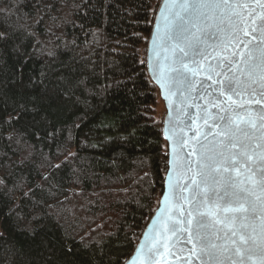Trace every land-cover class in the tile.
<instances>
[{
	"label": "trees",
	"instance_id": "obj_1",
	"mask_svg": "<svg viewBox=\"0 0 264 264\" xmlns=\"http://www.w3.org/2000/svg\"><path fill=\"white\" fill-rule=\"evenodd\" d=\"M160 1L0 0V264H124L134 252L167 172L146 69ZM21 55L71 103L22 88Z\"/></svg>",
	"mask_w": 264,
	"mask_h": 264
},
{
	"label": "snow or ice",
	"instance_id": "obj_2",
	"mask_svg": "<svg viewBox=\"0 0 264 264\" xmlns=\"http://www.w3.org/2000/svg\"><path fill=\"white\" fill-rule=\"evenodd\" d=\"M252 3L262 10L255 17L254 9L247 14L238 11L249 7L247 0H172L171 7L162 9V22L153 39V51L169 53L163 57L166 63H158L154 67L160 87L168 95L198 91V85L203 87V82L197 81L196 77L204 70L202 62H207V79L219 85L213 89L218 93L215 100H221L224 104L232 101L233 96L240 97L247 93L249 96L258 95L260 99L254 102L262 104L264 0H252ZM257 19L261 21L259 24L256 23ZM210 20L219 21L215 25L216 32L211 34L213 42L208 45L212 52L200 47L202 41L197 36V33L206 30ZM249 36L251 38L246 39ZM8 39L7 32L0 31V40L7 43ZM241 45V51L234 50ZM215 53L222 55L216 67L226 65L233 76L215 73L225 78L213 79L214 69L208 57ZM26 68L27 62L21 55L19 69L22 88L31 87L42 92L49 107L71 103L68 89H64L63 93L57 92L45 80L28 75ZM236 70L240 71L243 79L235 76ZM204 91L212 95L207 89ZM221 110L225 115L217 113L213 124L208 125V131L200 138L198 130L194 131L191 125H188V131L193 132L190 138L178 135L174 126L169 129L171 135L165 138L171 139L177 148L183 150L189 145V150L184 153L182 170L192 175L184 184L171 185L172 199L178 204L188 205L183 221L185 227L178 228L179 220L164 224L158 222L153 231H166L173 235L187 232L186 242L193 247L189 249L188 258L180 257L185 259V264H192L193 257L200 264H225V260L230 264H248V261L255 264L257 260L258 264H264V104L258 113L259 125L250 116L242 121V114L236 109L222 107ZM213 127L219 131L213 132ZM193 156L195 160L191 159ZM185 192L188 194L184 195ZM221 232L223 236H220ZM33 235L34 243L45 244L39 231H34ZM221 239L232 246L217 244L216 241ZM67 251L70 253L71 249ZM139 251L144 257L143 264H158L156 257L161 255V251L154 238L147 250Z\"/></svg>",
	"mask_w": 264,
	"mask_h": 264
},
{
	"label": "water",
	"instance_id": "obj_3",
	"mask_svg": "<svg viewBox=\"0 0 264 264\" xmlns=\"http://www.w3.org/2000/svg\"><path fill=\"white\" fill-rule=\"evenodd\" d=\"M247 2L249 7L238 9V11H242L247 14L250 10L254 9L255 11L253 12V17H255L256 13L262 11L255 3H252V0H247ZM171 3L172 0L160 1L146 49L147 73L152 83L158 89L160 100L162 101L165 110V114L162 119V137L167 144V172L164 178L163 191L159 199L157 209L145 227L134 252L124 264H143L144 257L141 255L139 250H147L152 243V238H154L156 246L159 247L161 251V255L156 257L158 264H185L184 258L189 257V249L193 247L191 243L186 242V237L188 235L187 232H177L176 235H173L166 231H153L158 222L160 224H164L179 220L180 223L178 224V228L183 229L185 227L183 221L186 216V209L188 205L186 203L183 205L178 204L172 199L171 185L174 183L184 184L188 181V177L192 175V173L185 174L182 170L184 153L189 150V145H186L183 150L177 148L171 139L165 138L171 135L169 129L174 126L178 135H186L190 138L192 137L193 132L188 131V125H191L194 131L198 130L197 135L198 138H200L203 133L208 131V125L213 124V120L216 118L217 113L220 116L225 115V112L221 110L222 107L236 109L242 114V121H246L250 116L257 122L258 125L261 123L258 118V113L262 104H264V101H262V104H256L254 101L260 99L258 95L249 96L247 93H244L240 97L233 96L232 101H227V103L224 104L221 103V100L214 99L218 93L214 92L213 89L218 88L219 85L213 84V80L207 79L209 74L207 70V62H202V68L204 70H202L196 77L197 81L203 82V87H199L198 85V91L194 90L191 93H184L183 95H181L180 92H176L175 95H168L167 92L160 87V84L154 75V67L158 63H166L163 60V57L169 55V53L163 50L153 51V39L154 33L158 32V25L162 22V9L171 7ZM260 22L261 21L259 19L256 20L257 24ZM218 23L219 21L217 20H210L208 21L209 26L206 30L204 32L197 33L199 40L202 41L200 47L207 48L208 52H212V49L209 48L208 45L213 42L211 34L216 32L215 25ZM249 23H251V19H249ZM250 38L251 36L246 39ZM242 49L243 46L241 45L234 50L239 52ZM218 60H222V55L219 53H215L213 56L208 57V61L211 62L214 69L213 79L223 80L225 78L224 75L216 76L215 73H223L229 77L233 76V73L228 71L226 65L221 64L220 67H216ZM235 76L241 77L239 70L235 71ZM241 79H243V77H241ZM210 85L211 87H209ZM205 89H207L208 93H212V95H207L204 91ZM233 101H235V103H233ZM205 119L207 120V124L205 123ZM181 129L183 131H181ZM212 131L217 132L219 129L213 127ZM209 139H211V136H209ZM190 143H192V141H190ZM191 159L195 160L196 157L193 156ZM173 160L175 163H173ZM193 167H195V165H193ZM240 178L243 179V177ZM187 194V192L184 193V195ZM218 227H220V225H218ZM223 235L224 233L221 232L220 236ZM216 243L223 244L225 247L232 246L230 243L225 244L223 239L217 240ZM172 253H176L177 255L173 256ZM192 264H200V261L193 257ZM225 264H230V261L225 260ZM248 264H253V261H248ZM255 264H258V260L255 261Z\"/></svg>",
	"mask_w": 264,
	"mask_h": 264
},
{
	"label": "rangeland",
	"instance_id": "obj_4",
	"mask_svg": "<svg viewBox=\"0 0 264 264\" xmlns=\"http://www.w3.org/2000/svg\"><path fill=\"white\" fill-rule=\"evenodd\" d=\"M160 99V98H159ZM155 114L158 119H163L165 114L164 106L161 100H158L157 105L155 107Z\"/></svg>",
	"mask_w": 264,
	"mask_h": 264
}]
</instances>
